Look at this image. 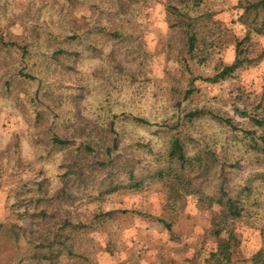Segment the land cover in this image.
<instances>
[{"label": "rangeland", "instance_id": "1", "mask_svg": "<svg viewBox=\"0 0 264 264\" xmlns=\"http://www.w3.org/2000/svg\"><path fill=\"white\" fill-rule=\"evenodd\" d=\"M255 1L0 0V264H264Z\"/></svg>", "mask_w": 264, "mask_h": 264}, {"label": "trees", "instance_id": "2", "mask_svg": "<svg viewBox=\"0 0 264 264\" xmlns=\"http://www.w3.org/2000/svg\"><path fill=\"white\" fill-rule=\"evenodd\" d=\"M248 13H253L254 15H259L260 13H264V0H258L253 2L250 6L247 7ZM189 45L190 49L193 50L196 46V38L195 36H190L189 37ZM63 52L66 53L64 50ZM239 55L238 57L233 61V63L226 65L223 67V69L217 73L216 75L212 77H206L205 79L207 81L211 82H217L221 79H225L228 76H231L236 69L241 67L245 62L249 61V58L244 55V51L240 50L238 52ZM258 125L263 127L264 125V119H256L255 120ZM55 143L60 144L64 143V140L59 139L58 137L54 138ZM263 154H264V146L261 148ZM168 159L171 165L178 163L180 167H185L187 165H192L194 163V158L188 157L184 146L182 144V141L180 138H174L171 142V147L168 152ZM222 203L228 208V211L230 213H233V215H239V208L235 203V200L233 199H228L227 201H223ZM220 251L224 254V256H229V246L227 243L222 242L220 243Z\"/></svg>", "mask_w": 264, "mask_h": 264}]
</instances>
